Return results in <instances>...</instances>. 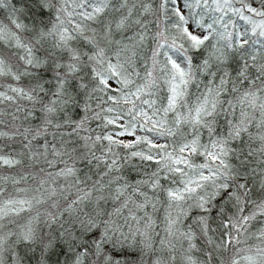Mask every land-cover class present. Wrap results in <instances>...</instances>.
Listing matches in <instances>:
<instances>
[{
  "label": "trees",
  "instance_id": "trees-1",
  "mask_svg": "<svg viewBox=\"0 0 264 264\" xmlns=\"http://www.w3.org/2000/svg\"><path fill=\"white\" fill-rule=\"evenodd\" d=\"M0 264H264V0H0Z\"/></svg>",
  "mask_w": 264,
  "mask_h": 264
},
{
  "label": "rangeland",
  "instance_id": "rangeland-1",
  "mask_svg": "<svg viewBox=\"0 0 264 264\" xmlns=\"http://www.w3.org/2000/svg\"><path fill=\"white\" fill-rule=\"evenodd\" d=\"M188 33H189L190 35L192 34L193 36H196V35L199 36V35L201 34V32H198V31H194V32H193V31H188ZM192 35H191V36H192ZM211 157H212V156H211ZM212 158H213V159H216L215 157H212Z\"/></svg>",
  "mask_w": 264,
  "mask_h": 264
}]
</instances>
